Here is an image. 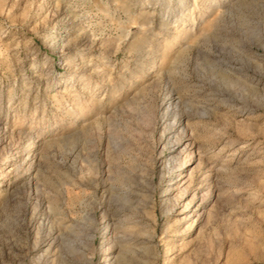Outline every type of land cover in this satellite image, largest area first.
Returning <instances> with one entry per match:
<instances>
[{"label":"rangeland","instance_id":"rangeland-1","mask_svg":"<svg viewBox=\"0 0 264 264\" xmlns=\"http://www.w3.org/2000/svg\"><path fill=\"white\" fill-rule=\"evenodd\" d=\"M0 264H264V0H0Z\"/></svg>","mask_w":264,"mask_h":264},{"label":"bare ground","instance_id":"bare-ground-1","mask_svg":"<svg viewBox=\"0 0 264 264\" xmlns=\"http://www.w3.org/2000/svg\"><path fill=\"white\" fill-rule=\"evenodd\" d=\"M167 100H166V102H165V104H168V106H167V112H168V110H170V109H172L173 107V105H175L174 106V108H175V110L179 107V104H178V102L176 103H174V100H175V97H174V95L172 94V93H169L168 94V96H167V98H166ZM177 111V110H176ZM175 111V112H176ZM177 116V115H176ZM175 116V117H176ZM194 129V128H193ZM192 129V131H191V136H194V133H195V130H193ZM195 137V136H194ZM196 139V138H195ZM194 141H192L190 144H192ZM190 150V149H189ZM186 152V151H185ZM188 158H189V156H187ZM186 188V187H185ZM187 190V189H186ZM196 198V197H195Z\"/></svg>","mask_w":264,"mask_h":264}]
</instances>
